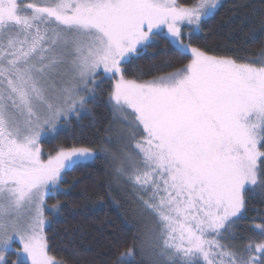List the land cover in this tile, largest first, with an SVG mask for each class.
Masks as SVG:
<instances>
[{"label":"snow or ice","instance_id":"1","mask_svg":"<svg viewBox=\"0 0 264 264\" xmlns=\"http://www.w3.org/2000/svg\"><path fill=\"white\" fill-rule=\"evenodd\" d=\"M219 0H0V264H63L50 254L67 172L96 155L41 139L102 95L130 131L119 178L152 214L162 264H264L262 239L237 249L224 233L245 193L264 185V59L210 54L194 40ZM187 63L151 79L126 64L155 38ZM264 55V54H262ZM103 77L101 80L99 77ZM20 247L16 248L15 245ZM132 249L120 254L131 264Z\"/></svg>","mask_w":264,"mask_h":264},{"label":"trees","instance_id":"2","mask_svg":"<svg viewBox=\"0 0 264 264\" xmlns=\"http://www.w3.org/2000/svg\"><path fill=\"white\" fill-rule=\"evenodd\" d=\"M194 42L212 55L264 59V0H222ZM185 63L187 58L157 36L125 68L130 78L148 80ZM109 84L103 81L99 88L102 95L92 101L87 113L69 118L41 141L45 151L58 144L98 151L94 159L67 172L62 185L66 194L49 196L51 204H61L59 215L53 216L47 228L50 253L63 264H120V254L131 248V264H162L163 259L158 261L155 256V218L141 204L142 194L116 174L127 139L106 103ZM245 198L243 217L224 233L225 242L237 249H243L250 240L262 239L253 225L264 224V185L248 188Z\"/></svg>","mask_w":264,"mask_h":264},{"label":"rangeland","instance_id":"3","mask_svg":"<svg viewBox=\"0 0 264 264\" xmlns=\"http://www.w3.org/2000/svg\"><path fill=\"white\" fill-rule=\"evenodd\" d=\"M25 2L26 3H30V2H33V0H25ZM222 2V0H219V5H220V3ZM101 80H103V77L101 76V77H99ZM100 86H101V84L99 85V88H100ZM99 90V89H98ZM92 103V101L90 100L89 101V103L86 105V107L84 108V109H80L79 110V115H75V114H73V115H69L66 119L65 118H62L61 120H60V122H59V124H58V127H57V129L58 128H60V126H62V125H64V124H66V123H68V119L69 118H71V117H77V116H79L80 117V115H83V114H85V113H87L90 109H91V104ZM116 119L118 120V125L120 126V129L121 130H123L124 132H125V136H126V143H125V149H124V152L125 151H131V140H130V131H129V128H128V126L123 122V120L118 116V115H116ZM57 131V130H56ZM55 133V132H54ZM50 134H53V133H48L47 135H50ZM47 135H45V136H43L42 137V139L44 138V137H46ZM42 139H41V141H42ZM42 145V144H41ZM43 148V147H42ZM96 151V155H97V153H98V151L97 150H95ZM95 155V156H96ZM92 159H94V158H92ZM92 159H90V160H92ZM89 160V161H90ZM141 194H143V193H141ZM56 196V195H55ZM45 200H46V203L48 204V206H49V208L51 207V205H53V204H51L50 202H49V196H46L45 197ZM45 215L46 216H48L49 217V219L52 221V218H53V213L52 212H50L48 209H45ZM50 226V224L49 225H46L45 226V233H46V235H47V228ZM158 232V231H157ZM159 244H160V241L157 239V236H156V243H155V245H156V247H157V249L155 250V252H156V255L155 256H157L156 258H157V260L159 261H162L161 259H164V258H162L160 255H159ZM15 247L16 248H19L20 247V245L19 244H16L15 245ZM155 247V246H154ZM51 254V253H50ZM5 255H6V258H7V260H8V264H17V262H18V258H17V256L15 255V254H13V253H11V252H6L5 253ZM52 255V254H51ZM57 259V258H56ZM58 260V259H57ZM59 261V260H58Z\"/></svg>","mask_w":264,"mask_h":264}]
</instances>
